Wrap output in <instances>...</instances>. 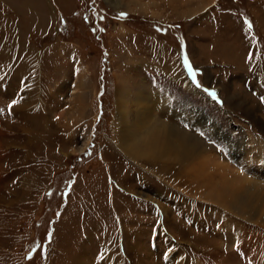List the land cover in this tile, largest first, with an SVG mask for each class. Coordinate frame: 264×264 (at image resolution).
Wrapping results in <instances>:
<instances>
[{"label":"rangeland","instance_id":"obj_1","mask_svg":"<svg viewBox=\"0 0 264 264\" xmlns=\"http://www.w3.org/2000/svg\"><path fill=\"white\" fill-rule=\"evenodd\" d=\"M61 1L0 0V264H72L82 246L76 264H264V227L113 145L117 80L164 100L170 141L264 198V0ZM193 25L211 33L207 64Z\"/></svg>","mask_w":264,"mask_h":264},{"label":"bare ground","instance_id":"obj_2","mask_svg":"<svg viewBox=\"0 0 264 264\" xmlns=\"http://www.w3.org/2000/svg\"><path fill=\"white\" fill-rule=\"evenodd\" d=\"M115 87L118 128L116 132L118 137L113 145L122 155L143 169L142 163L150 165L154 171L161 173L158 176L159 180L172 189L178 191L188 189V198L195 197L206 200L248 222L264 227V198L259 195L260 187L258 184L250 183L244 176L235 175L231 171L227 174L228 166L220 163L216 158L212 160L200 158L196 148L193 149L185 144L177 145L170 141V136L174 135V130L168 124H161L154 115V109L165 105L161 98L158 101V97L155 96L157 94L141 88L129 98L130 96L125 94V88L121 82L116 80ZM75 97L77 98L76 104L80 106L79 96L76 95ZM127 98L131 99L130 103L127 102ZM132 108L134 110L130 111ZM131 114L133 119L130 118ZM136 182L138 183V181ZM111 201L116 216L117 208L123 207L121 204H118L120 206L116 205L117 203L113 198ZM182 207H185L182 210L183 215H185L187 212L185 210L188 207L186 208L184 203ZM134 209L137 208L134 207ZM168 216H166L168 219H166L165 225L170 231L175 232L176 236L182 237L184 233L182 230L184 229L177 224V217L170 219ZM121 224L122 221L119 225ZM161 226L162 229L157 232L159 234L164 229L163 224ZM98 239L101 241V238ZM82 247L79 254L73 257L72 264H76L80 256L83 257L84 250ZM128 249L131 251V247L128 246Z\"/></svg>","mask_w":264,"mask_h":264},{"label":"crops","instance_id":"obj_3","mask_svg":"<svg viewBox=\"0 0 264 264\" xmlns=\"http://www.w3.org/2000/svg\"><path fill=\"white\" fill-rule=\"evenodd\" d=\"M7 1H12V0H7ZM59 2H60V5L62 7L65 4L66 1L59 0ZM42 3H43V1H42ZM222 18L223 19H227V17H222ZM231 20H235V18H233V17L229 18L228 22H230ZM226 24H227V22H226ZM224 27H226V25H224L223 28ZM208 29L209 28H206L204 26L200 27L198 25L188 26V28L186 27V31H187L186 33H187V36L189 38V42H191V43L195 42L197 44V45L196 44L195 45L192 44V46L197 49V57L195 58V60H196V62H199V64H200V62L204 63V64H207L206 62L211 59V58H209L210 57L209 55L207 56L205 52H202L203 51V47L200 46V44L204 46V44H205V42H206V40L208 38L207 36L211 34ZM223 30H220L219 34H221L223 32ZM192 35H196L199 38V41H197V42L194 41L195 39L193 40L194 37ZM215 53H217V52H215Z\"/></svg>","mask_w":264,"mask_h":264},{"label":"snow or ice","instance_id":"obj_4","mask_svg":"<svg viewBox=\"0 0 264 264\" xmlns=\"http://www.w3.org/2000/svg\"><path fill=\"white\" fill-rule=\"evenodd\" d=\"M212 95H215L214 93H212ZM262 102H264V98H262Z\"/></svg>","mask_w":264,"mask_h":264}]
</instances>
